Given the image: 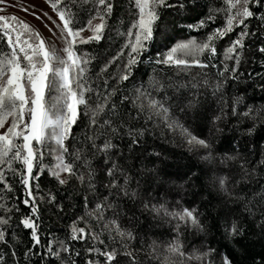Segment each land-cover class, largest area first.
Returning <instances> with one entry per match:
<instances>
[{
  "label": "snow or ice",
  "instance_id": "6c2138e0",
  "mask_svg": "<svg viewBox=\"0 0 264 264\" xmlns=\"http://www.w3.org/2000/svg\"><path fill=\"white\" fill-rule=\"evenodd\" d=\"M190 2L126 0L123 7L128 18L124 19L123 13L116 16L115 0H44L47 10L33 9L31 15L47 30L49 35L45 36L32 23L7 13L9 0H0V191H13L7 178L11 173L24 193L23 204L30 209L20 216L18 224L28 230L29 242L40 246L41 252L25 246V264H47L45 257L54 258L57 264H234L229 254L203 241L192 246L187 235L222 227L225 238L238 243L246 234L247 218L255 220L257 215V223L264 230V186L246 190L261 175L264 151L261 159L252 164L241 151L214 155L211 142L213 133L221 131L216 125L225 120H236L235 126L243 133H252L256 122L264 127V108L245 107L243 95L229 98L226 94L227 82L239 76L238 66L248 37L259 34L264 40V0H212L205 16L185 26L203 30L204 35L176 40L148 56L157 30L166 29V25H160L163 13L186 11ZM217 19H222V23L211 27ZM253 19L257 21L255 29L250 24ZM106 33H114L118 47L102 55L87 50L86 45L102 41ZM226 38L228 43L219 54L217 42ZM257 52L264 56V42ZM218 55H222L223 67L217 69L215 80L209 78L208 72H198L197 76L202 75L203 79L192 85L210 88L213 96L219 97L218 111L210 117L207 136L194 135L172 116L174 101L168 96L172 82L164 69L189 73L193 67L216 68L212 60ZM141 63L152 65V73L147 80L142 75L126 90L125 83L135 78L134 69ZM260 87L264 91V84ZM194 104L195 100H189V107ZM81 109L85 125L82 133L74 137L73 128L79 125ZM141 117L145 125L178 133L187 145L204 152L201 159L208 164L202 169V176L191 172L189 175L197 181L203 179L204 190L211 189L209 196L216 201L214 217L209 210L201 214L198 207L179 202L177 206L150 203L151 198L142 194L139 181L132 186V169L121 162V146L115 141L126 136L130 151L141 144L148 132L145 126H135ZM247 121L252 122L251 127L246 126ZM243 138L247 143V136ZM68 140H72L71 145ZM48 144L54 146L47 149L51 161L45 164ZM44 169L58 185L75 178L81 186L86 185V192L84 211L66 226L65 238L42 243L40 211L34 197L40 189V170ZM101 173L104 180L97 183ZM56 200L57 196L49 191L40 196L39 202L51 205ZM127 201L132 202L131 206ZM204 204H211V200H202L201 205ZM55 207L63 210L61 203H55ZM0 208L6 214L13 210L2 202ZM136 211L166 220L168 238L144 236L135 227ZM209 217L213 224L207 222ZM11 219L10 215H0V264H20L17 246L22 238L12 231L10 243L5 227ZM88 238L92 243L80 251L69 243L83 240L87 244ZM135 240L140 241L139 248L133 246ZM31 257H37V261ZM260 264H264V257Z\"/></svg>",
  "mask_w": 264,
  "mask_h": 264
},
{
  "label": "trees",
  "instance_id": "16d2710c",
  "mask_svg": "<svg viewBox=\"0 0 264 264\" xmlns=\"http://www.w3.org/2000/svg\"><path fill=\"white\" fill-rule=\"evenodd\" d=\"M115 2L117 5L116 16H121L123 13V18L127 19V12L123 7L126 4V0H115ZM211 4L212 0H191L186 11H165L161 17L160 25H166V29L157 30L156 40L152 43L148 56H153L157 50H162L164 45L171 46L176 40L187 39L189 36L199 37L204 35L203 30H189L185 26L189 23L195 24L197 20L205 16ZM216 6H219V4L217 3ZM84 19H87L86 14ZM221 23L222 19H217L211 27H216ZM250 24L252 28H257L256 20H251ZM236 31H239V29L237 28ZM110 35L111 39L109 38ZM262 42L264 40L259 34L248 37L243 59L238 66L239 76L237 80L230 79L226 84L227 96L230 98L233 95H243L246 100L245 107L254 105L264 108V91L260 87L261 84H264V64L261 63L264 60V56L257 52V48ZM227 43L228 38L217 42L219 54H222L223 48ZM118 44V38L115 37L114 33H106L102 41L92 42L85 47L90 52L102 55L106 51L114 50L118 47ZM221 59L222 55H218L212 60V63L217 65L216 68L201 70L198 67H193L189 70L190 74L186 72L178 73L175 69H164L166 77L171 78L172 82V87L168 90V96L174 101L172 116L184 124L185 127H188L194 135L207 136L208 128L211 126L209 123L210 117L214 112L218 111L217 99L219 97L213 96L210 88L205 89L203 85L194 88L192 85L203 79L202 75L197 76L198 72H208L209 78L215 80L217 69L223 67L220 64ZM134 71L135 78L130 79L124 85L126 90L138 82L142 75L143 79L147 80L148 75L153 71V66L141 63ZM193 77H195V80ZM51 95L50 93L49 96ZM189 100H195L196 104L189 107ZM240 111H244V107L240 108ZM80 112L79 125L73 128L74 137L82 133L85 125L83 109ZM225 124L229 126L225 127ZM245 124L247 127L252 126L251 121H247ZM235 125L236 120H225L216 125L221 131L214 132L211 138L213 154L218 156L225 152L234 154L236 151H241L248 156L252 164H256L261 159V152L264 151V127L260 126V122H256L252 133H243ZM135 126L137 128L145 126L148 132L145 137H142L143 142L134 146V150L130 151L127 147L129 141L126 136L115 141L121 146L119 149L120 155L123 157L121 162L126 163L132 169V186L135 187L137 181H139L142 194L146 193V198H151L150 203L159 204L166 202L169 206H177L179 202L183 206L198 207L201 214H205L206 210H209L214 217L216 214V201L209 196L211 189L204 190L203 179L197 181L191 179L189 175L191 172L202 176V169L208 164L207 161L201 159L204 152L187 145L178 133L169 132L162 126L153 128L151 124L145 125L143 117L135 122ZM245 135L247 136V143H245L243 138ZM67 143L71 145L72 140H68ZM53 146L52 144L46 146L45 164L51 161V156L47 154V149H51ZM156 154H159L158 158ZM100 163H103V161H100ZM40 171L41 177L38 179L40 189L34 198L40 211L39 223L41 227L39 231L41 242L45 243L46 240L53 238L63 240L67 230L66 226L84 211L83 201L86 185L81 186L75 178H72L67 184L60 186L48 175L46 169ZM259 171L261 175L256 178L254 183L247 185L246 190H259L261 186H264V167H261ZM7 178L13 185V191H0V198H3L0 202L7 204L9 209L13 210L6 214L3 208H0V215H10L12 217L10 225L5 226L8 229L9 242H12V231H15L22 238V242L17 246V251L21 253L20 264H25L22 255L25 246L34 248L37 253L41 252V248L29 242L30 237L26 235L28 230L18 224L20 216L30 211V209L22 202L24 193L18 181L12 180L11 173L8 174ZM103 180L104 174L101 173L97 183L103 182ZM35 183L36 181H33L32 190L34 193L36 192ZM0 189H2V184H0ZM100 190L103 191L102 188ZM49 191H52L57 196L55 203L63 204L62 211L56 209L55 203L49 205L47 201L44 203L39 202L40 196H46ZM105 194L107 193L105 192ZM202 200H211V204L202 206ZM127 204L131 206L132 202L127 201ZM136 207L139 209V204ZM14 208H19L20 211L16 212ZM135 214L137 217L135 227L144 236L149 238H168L170 228L166 220H161L159 217L154 218L153 214L149 212L141 214L140 211H136ZM258 220L259 215H257L255 220L247 218L246 234L238 243L225 238L222 227H212L204 234L193 232L191 235H187V242H190L192 246H196L203 241V243L218 249L219 252L229 254L234 264H253V261H256V264H260V259L264 257V230L257 223ZM207 222L213 224L212 218L209 217ZM78 226L84 225L80 224ZM124 226L127 227L128 225L125 224ZM196 237H199V239ZM69 243L76 251H80L88 247L92 241L88 238L87 244L83 240ZM133 246L139 248L140 241H133ZM56 247H59V244ZM31 259L32 261H37V257H31ZM44 259L47 264H57L54 258L45 257ZM140 259L143 261V254H141Z\"/></svg>",
  "mask_w": 264,
  "mask_h": 264
},
{
  "label": "rangeland",
  "instance_id": "374dc122",
  "mask_svg": "<svg viewBox=\"0 0 264 264\" xmlns=\"http://www.w3.org/2000/svg\"><path fill=\"white\" fill-rule=\"evenodd\" d=\"M10 6L7 8V13H15L17 16L27 20L32 23L34 26L38 27L45 36H48L49 33L43 27L42 23L39 20H36L32 15L31 11L33 9L47 10V5L44 3V0H9ZM22 5L23 7H13L11 5ZM29 9L28 12H25L23 9ZM2 14V13H0Z\"/></svg>",
  "mask_w": 264,
  "mask_h": 264
}]
</instances>
